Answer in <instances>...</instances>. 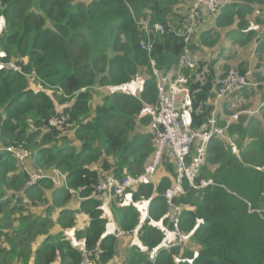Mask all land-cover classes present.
<instances>
[{"label": "trees", "instance_id": "1", "mask_svg": "<svg viewBox=\"0 0 264 264\" xmlns=\"http://www.w3.org/2000/svg\"><path fill=\"white\" fill-rule=\"evenodd\" d=\"M229 1L210 15L214 28L199 35L198 27L189 46L198 56V70L185 72L194 131L207 127L218 82L236 65L240 52L258 58L252 80L264 82V49L255 46L264 27V0ZM194 2L0 0V62L23 69H0V264H82V249L97 246L101 254L93 264H118L117 259L152 264L154 251L155 264H264V84L221 103L219 126L236 110L247 109L248 99L247 106L259 112L242 115L227 129L238 155L219 137L208 143L197 183L210 180L212 185L196 190L182 181L184 193L175 200L182 209V246L162 249L167 231L173 233L164 198L177 182L170 158L158 169L156 186L135 187L110 205L114 230L127 236L142 221V204L149 205L136 235L140 246L122 248L111 235L102 201L88 199L100 179L139 176L150 164L155 152L152 120L140 113L145 105H158L152 61L163 74L176 69ZM254 7L259 10L251 19ZM136 19L164 28L163 34H153L150 55L141 49L144 35ZM228 42L238 49L224 57ZM216 50L224 64L210 60ZM236 67L248 73L247 63ZM122 85H137L139 95L107 91ZM57 119L65 123L53 127L51 121ZM8 148L25 150L31 159L22 164ZM38 168L65 173L76 194L48 180L29 187L28 172ZM71 232L81 248L72 244Z\"/></svg>", "mask_w": 264, "mask_h": 264}, {"label": "built area", "instance_id": "2", "mask_svg": "<svg viewBox=\"0 0 264 264\" xmlns=\"http://www.w3.org/2000/svg\"><path fill=\"white\" fill-rule=\"evenodd\" d=\"M229 4V0H195L194 6L189 13L188 27L184 34V52L180 57L176 69L173 72L163 74L156 69L155 62L152 61L159 100L156 107L145 105L140 113L142 117L151 118V127L155 136V152L144 173L139 176L126 175L122 180H118L115 177L102 178L95 191L88 197L89 200L98 199L102 201L103 208L106 210L110 207L113 199L119 198L122 201L123 197L135 187L140 185L156 186L158 169L162 166L165 154L169 151L177 171V182L173 188L165 193L164 198L171 209L170 219L176 240L172 243H167L162 249L168 250L180 247L185 241L184 235L180 231L182 209L175 203L176 198L184 193L182 181L187 179L190 186L196 190H201L213 184L210 180H202L200 183H197L200 171L207 162L206 148L208 143L215 137H219L222 140L228 141L232 146L233 153L238 155L237 145L226 134L227 129L232 123L237 122L242 115L253 116L259 112V110L244 109L231 115L226 120L225 126L218 125L217 114L224 100L236 96L246 89L259 88L264 84V82H254L249 72L243 74L237 69H231L226 77L218 82L219 89L214 100V110L207 127L201 131H194L192 129L193 103L185 72L188 70L196 72L198 70V62L192 55L189 46L197 28L203 22V18L206 15H215ZM135 21L144 35V39L141 41V49L150 55L153 48V34H163L164 28L160 24L151 25L144 20L136 19ZM2 33L3 30L1 29L0 35ZM262 33H264V27ZM0 69H9L14 72L23 73L22 67L14 62H0ZM112 88H118L119 91L133 94L131 88L127 85ZM262 107H264V97ZM65 108L66 106L62 107L61 111ZM64 123L65 119L51 121L53 127L61 126ZM7 150L14 153L22 164L26 160L31 159V155L25 150L17 151L14 148H8ZM28 174L27 185L29 187H34L41 181L48 180L56 188H64L71 194H76V192L69 188L66 174L60 170L54 169L50 172H45L43 169L38 168L28 172ZM111 235L119 239L126 237L128 233L113 230ZM81 254L82 264H93L94 259L101 254V249L99 246L93 249L83 248ZM157 257L158 253L154 251L151 256L152 264L156 263Z\"/></svg>", "mask_w": 264, "mask_h": 264}, {"label": "crops", "instance_id": "3", "mask_svg": "<svg viewBox=\"0 0 264 264\" xmlns=\"http://www.w3.org/2000/svg\"><path fill=\"white\" fill-rule=\"evenodd\" d=\"M259 10V8L258 7H254L253 8V10H252V14H251V19H254L255 17H256V15H257V11ZM213 18L210 16V15H206L204 18H203V22L201 23V25L199 26L200 28H199V35H201L203 32H207L209 29H212V28H214V25H213ZM3 23H0V25H2ZM3 26V25H2ZM262 30V29H261ZM227 37H229L228 35H227ZM235 37H236V41H237V39H238V37H237V34H235ZM233 38V37H232ZM232 38H230V40L232 39ZM257 38H260V42H255V46H260L261 47V49L263 48L264 49V33H262V34H259V36L257 37ZM231 42H228V44L227 45H225V54H224V57H227L228 55V52L230 51V50H237L238 48V46H236V45H232V44H230ZM237 48V49H236ZM220 51V50H219ZM219 51L218 50H216L213 54H214V56H210L211 58H210V60H212V59H214V60H216V61H218L217 62V65L218 64H224L225 63V61H226V59H224V58H221L222 56H220L221 54L219 53ZM198 56L196 55V58H197ZM200 57V56H199ZM216 57V58H215ZM221 58V59H220ZM203 59H206L205 57L203 58ZM256 60H257V62H258V58H256L255 57V55L253 54V53H251V55H248V54H246V53H242V52H240L239 53V56H238V58H236L235 59V66L233 67L234 69L235 68H237L236 66L239 64V63H241V62H245V63H247L248 64V69H247V72H249V73H251V75L253 76V74H254V66L257 64L256 63ZM256 63V64H255ZM217 65H216V69H217ZM260 66L262 67V69L260 70L261 71V73H263V75H264V54L262 55V57H261V62H260ZM232 68V67H231ZM238 70V69H237ZM130 88H131V90H132V92H133V94H131V95H135V96H138L139 95V87L137 86V85H135V86H130ZM102 91V90H101ZM220 110V109H219ZM35 162V161H34ZM161 171H159V173H160ZM157 183H158V181H157ZM80 199V198H79ZM81 200V199H80ZM142 221L140 222V224L137 226L138 228L134 231V232H132L129 236H126V237H122V238H119L118 239V241L120 242V245L122 246V248H129L130 247V245H138V246H140V240H139V237L137 236L136 237V235L138 234V230L141 228V226L143 225V223L145 222V219L148 217V208H149V205L147 204V203H144V204H142ZM105 212L107 213V216H108V218L110 219V224H109V229L111 230V231H113L114 229H116V228H118L117 227V224L115 223V221H114V217H113V215H112V210H111V207H109L108 209H106L105 210ZM82 221H83V219H82ZM69 236H73V238H72V244L75 246V247H77V248H81L82 247V242L81 241H78L76 238H75V234H73V232H71V233H69ZM176 240V236H175V234L174 233H172V231H167V233H166V244L167 243H172V242H174ZM118 264H122L123 262L120 260V259H117V260H115Z\"/></svg>", "mask_w": 264, "mask_h": 264}, {"label": "rangeland", "instance_id": "4", "mask_svg": "<svg viewBox=\"0 0 264 264\" xmlns=\"http://www.w3.org/2000/svg\"><path fill=\"white\" fill-rule=\"evenodd\" d=\"M194 6V5H193ZM1 29L2 30H4V26H2V25H0V31H1ZM195 57V59H196V56H194ZM197 60V59H196ZM197 62H198V60H197ZM234 69V68H233ZM130 87V86H129ZM119 89L118 88H109L107 91L110 93V92H116V91H118ZM99 91H101V90H99ZM121 92H123V91H121ZM125 93V92H124ZM250 96H252V94H250ZM250 102H251V100L250 99H248V101L247 102H245L246 103V107H244V108H247V109H250L251 107H254V106H247V104H250ZM241 110H244V109H241ZM241 110H236L232 115H234L235 113H237V112H239V111H241ZM260 116H261V114H260ZM166 158H170L171 160H172V156H171V154L169 153V151H167V153L165 154V159ZM164 162H165V160H163V164L162 165H164ZM170 164H172L173 163V161H171V162H169ZM174 164V163H173Z\"/></svg>", "mask_w": 264, "mask_h": 264}]
</instances>
